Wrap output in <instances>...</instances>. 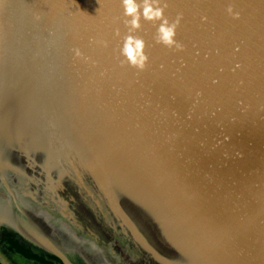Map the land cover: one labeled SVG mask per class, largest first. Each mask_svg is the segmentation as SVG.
I'll list each match as a JSON object with an SVG mask.
<instances>
[{
	"label": "water",
	"instance_id": "obj_1",
	"mask_svg": "<svg viewBox=\"0 0 264 264\" xmlns=\"http://www.w3.org/2000/svg\"><path fill=\"white\" fill-rule=\"evenodd\" d=\"M166 3L183 51L142 19L141 72L122 0H0V231L64 264H264V0Z\"/></svg>",
	"mask_w": 264,
	"mask_h": 264
},
{
	"label": "clouds",
	"instance_id": "obj_2",
	"mask_svg": "<svg viewBox=\"0 0 264 264\" xmlns=\"http://www.w3.org/2000/svg\"><path fill=\"white\" fill-rule=\"evenodd\" d=\"M123 15L126 18L124 23L129 30V35L124 37L121 55L126 58L128 64L136 68L138 71H144L149 63V57L146 54V42L131 33L141 29V20H146L152 23L159 22L157 34L155 36L156 43L163 44L168 48H175L177 51H183V45L176 40L177 28L183 18L177 16L174 22H170L165 16V10L168 5L166 0H143L142 3L138 0H122ZM230 15H234L239 19V14L234 13L232 7L227 9ZM40 19L39 16L36 17ZM116 35L119 36V29L116 30ZM104 47H107V42H102ZM75 57L87 61L89 58L84 57L79 48L73 49ZM163 67V66H162ZM103 75V73H101Z\"/></svg>",
	"mask_w": 264,
	"mask_h": 264
},
{
	"label": "trees",
	"instance_id": "obj_3",
	"mask_svg": "<svg viewBox=\"0 0 264 264\" xmlns=\"http://www.w3.org/2000/svg\"><path fill=\"white\" fill-rule=\"evenodd\" d=\"M0 251L5 256L12 258V255L21 256L26 260L31 257L37 259L40 264H64L56 256L32 247L5 230L0 231ZM70 258L74 264H86L77 254L70 255Z\"/></svg>",
	"mask_w": 264,
	"mask_h": 264
},
{
	"label": "flooded vegetation",
	"instance_id": "obj_4",
	"mask_svg": "<svg viewBox=\"0 0 264 264\" xmlns=\"http://www.w3.org/2000/svg\"><path fill=\"white\" fill-rule=\"evenodd\" d=\"M73 255V254H72ZM94 264H98L97 262H95Z\"/></svg>",
	"mask_w": 264,
	"mask_h": 264
},
{
	"label": "crops",
	"instance_id": "obj_5",
	"mask_svg": "<svg viewBox=\"0 0 264 264\" xmlns=\"http://www.w3.org/2000/svg\"><path fill=\"white\" fill-rule=\"evenodd\" d=\"M0 264H2V263L0 262Z\"/></svg>",
	"mask_w": 264,
	"mask_h": 264
}]
</instances>
